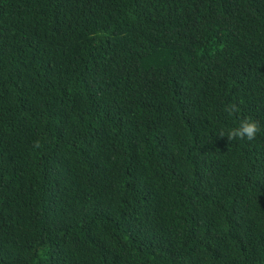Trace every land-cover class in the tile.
Returning a JSON list of instances; mask_svg holds the SVG:
<instances>
[{"label":"trees","instance_id":"1","mask_svg":"<svg viewBox=\"0 0 264 264\" xmlns=\"http://www.w3.org/2000/svg\"><path fill=\"white\" fill-rule=\"evenodd\" d=\"M0 264H264V0H0Z\"/></svg>","mask_w":264,"mask_h":264},{"label":"clouds","instance_id":"2","mask_svg":"<svg viewBox=\"0 0 264 264\" xmlns=\"http://www.w3.org/2000/svg\"><path fill=\"white\" fill-rule=\"evenodd\" d=\"M260 131L259 125L251 118H244L239 121L238 126L228 129L226 132L221 131L220 136H226L227 139H246L253 140Z\"/></svg>","mask_w":264,"mask_h":264}]
</instances>
